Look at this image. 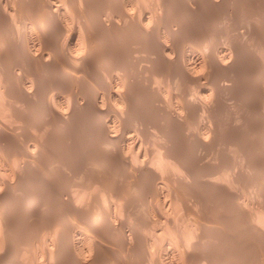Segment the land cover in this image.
<instances>
[{"label": "bare ground", "instance_id": "1", "mask_svg": "<svg viewBox=\"0 0 264 264\" xmlns=\"http://www.w3.org/2000/svg\"><path fill=\"white\" fill-rule=\"evenodd\" d=\"M0 264H264V0H0Z\"/></svg>", "mask_w": 264, "mask_h": 264}, {"label": "rangeland", "instance_id": "2", "mask_svg": "<svg viewBox=\"0 0 264 264\" xmlns=\"http://www.w3.org/2000/svg\"><path fill=\"white\" fill-rule=\"evenodd\" d=\"M122 45H123V47H124L125 44L123 43ZM150 130H152V127L150 128ZM78 137H79V136H78ZM82 138H83V137H82ZM85 139H86V136H85ZM81 141H82V142H81ZM83 141H84V140H82L81 137H80V139H79V146H80V147H77V148H76V149H77V153L75 152V154H73V156L76 155V156H75L76 158H77V157L79 158L80 155H81V157H82V154H81L80 150H81L82 148L84 149L85 145L87 146V144H83V143H84ZM80 143H81V144H80ZM82 144H83V145H82ZM81 145H82L83 147H81ZM54 146H55V145H54ZM64 147H65V146H64ZM64 147H63V148H64ZM80 148H81V149H80ZM64 150H65V148H64ZM65 151H66V150H65ZM74 151H75V150H74ZM74 151H73V152H74ZM67 153H68V154H72V151H70V152L68 151ZM77 154H79V155H77ZM81 157L79 158V160H83V158L81 159ZM64 170H66V169L64 168ZM74 187H76V188L78 189L77 186H74ZM74 187L72 188V190H75V191H76V188L74 189ZM252 190H253L252 188H249L248 193H250ZM248 196H249V194H248ZM249 197H251V195H250ZM251 198H252V197H251ZM250 200H251V203H252V200H253V199H250ZM253 201H254V200H253ZM137 209H139V208H137ZM137 209H136V210H137ZM33 219H34V218H32L31 220H33ZM34 220H35V219H34ZM34 220H33V221H34Z\"/></svg>", "mask_w": 264, "mask_h": 264}]
</instances>
